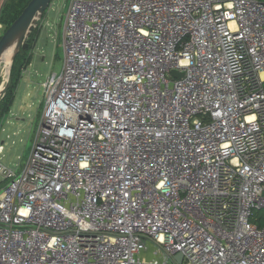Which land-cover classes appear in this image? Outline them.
Masks as SVG:
<instances>
[{
  "label": "built area",
  "instance_id": "built-area-1",
  "mask_svg": "<svg viewBox=\"0 0 264 264\" xmlns=\"http://www.w3.org/2000/svg\"><path fill=\"white\" fill-rule=\"evenodd\" d=\"M63 46L0 264H264V2L71 0Z\"/></svg>",
  "mask_w": 264,
  "mask_h": 264
},
{
  "label": "rangeland",
  "instance_id": "rangeland-1",
  "mask_svg": "<svg viewBox=\"0 0 264 264\" xmlns=\"http://www.w3.org/2000/svg\"><path fill=\"white\" fill-rule=\"evenodd\" d=\"M22 0H7L2 8L0 20L10 25L12 18L20 11ZM264 1V0H261ZM71 0H53L49 10L41 19L34 37L35 44L30 53L31 62L24 71L10 111L0 119V164L19 174L27 164L42 121L46 98L44 84L53 75H60L65 64L63 46L64 25ZM8 27L5 26L3 35ZM4 63V62H3ZM2 63V64H3ZM5 64L0 69V86L6 85ZM9 76V75H8ZM6 95V94H5ZM5 95L0 97V104ZM7 181L0 174V194ZM264 222V210L255 213ZM259 225L261 227V224ZM152 252H143L142 260H149Z\"/></svg>",
  "mask_w": 264,
  "mask_h": 264
},
{
  "label": "water",
  "instance_id": "water-1",
  "mask_svg": "<svg viewBox=\"0 0 264 264\" xmlns=\"http://www.w3.org/2000/svg\"><path fill=\"white\" fill-rule=\"evenodd\" d=\"M53 0H31L18 19L7 29L0 39V69L7 51L13 50L8 81L0 86V97L5 95L12 85L11 68L21 50L27 48V41L41 23L44 14L49 10ZM181 77L180 75L178 76ZM2 88V89H1ZM175 260L183 263V255L178 254Z\"/></svg>",
  "mask_w": 264,
  "mask_h": 264
},
{
  "label": "trees",
  "instance_id": "trees-1",
  "mask_svg": "<svg viewBox=\"0 0 264 264\" xmlns=\"http://www.w3.org/2000/svg\"><path fill=\"white\" fill-rule=\"evenodd\" d=\"M30 1L31 0H22L21 1L22 5L20 8V11L14 16V18H12L9 26L5 25L0 20L4 24V26L9 28L18 19V17L22 14L23 10L27 7V5L29 4ZM262 2H264V1H262ZM35 35H36V31L31 33V35L29 36V39L27 41V43H28L27 48L25 50H21L19 52V54L17 55L13 65H12V68H11L12 85H11L10 89L8 90V92L6 93L3 100L1 101L0 119L2 118V116L5 113L10 111V109L12 108V105L14 102L13 95L16 93L18 86L23 79L24 71L28 68V66L31 62L30 53H31V51L34 47V44H35V40H34ZM260 224L262 226H264V222H261Z\"/></svg>",
  "mask_w": 264,
  "mask_h": 264
},
{
  "label": "bare ground",
  "instance_id": "bare-ground-1",
  "mask_svg": "<svg viewBox=\"0 0 264 264\" xmlns=\"http://www.w3.org/2000/svg\"><path fill=\"white\" fill-rule=\"evenodd\" d=\"M12 55H13V50H9L6 52V54L3 57V62H4L3 64H5V66H4L5 74L4 75L6 76V78H8V75H9ZM2 152H3V146L0 147V153H2Z\"/></svg>",
  "mask_w": 264,
  "mask_h": 264
}]
</instances>
